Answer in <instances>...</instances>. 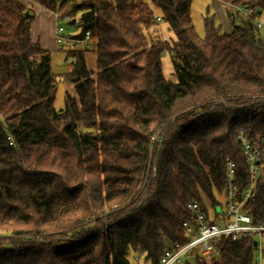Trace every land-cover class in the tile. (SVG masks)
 Masks as SVG:
<instances>
[{
    "label": "trees",
    "instance_id": "obj_1",
    "mask_svg": "<svg viewBox=\"0 0 264 264\" xmlns=\"http://www.w3.org/2000/svg\"><path fill=\"white\" fill-rule=\"evenodd\" d=\"M31 1L53 14L67 3ZM221 1L264 8V0ZM190 4L71 0L81 30L71 37L89 33L95 62L87 67L89 48L65 53L75 98L65 93L59 112L30 10L0 0V264H158L170 244L189 240V201L206 217L216 212L228 162L241 199L249 178L237 132L264 136V37L251 18H228L222 32L210 17L200 38ZM159 25L170 36L150 40ZM258 165L241 209L263 224L264 143ZM212 245L208 264H256L251 236ZM182 264L206 263L192 253Z\"/></svg>",
    "mask_w": 264,
    "mask_h": 264
},
{
    "label": "built area",
    "instance_id": "obj_2",
    "mask_svg": "<svg viewBox=\"0 0 264 264\" xmlns=\"http://www.w3.org/2000/svg\"><path fill=\"white\" fill-rule=\"evenodd\" d=\"M227 6L229 18L234 20L239 17L251 18L255 30L261 31L264 26V8L253 10L248 5H232L224 3ZM56 20L58 19L55 14ZM66 20L71 21L68 17ZM157 20H159L157 18ZM54 43L58 51H63L64 43L71 44L72 50H79L81 45L88 47L89 33L84 34L83 39H74L71 36L64 35V29L56 26L54 29ZM63 77H53V82H63ZM245 131L240 129L237 132V141L240 153L244 158L247 168L249 182L247 187L241 193V199L236 198V186L234 184V162H228L227 173L225 177L224 198L225 206L223 210L213 212L210 217H206L200 210L195 201H189L187 208L190 211L192 224L184 223L185 235L189 240L180 245L179 243L170 244L162 253L158 264H182L184 258H188L192 253H197L203 257L206 264L217 256V250L213 247L212 241L220 237H231L232 239L240 236L259 237L264 239V223L254 224L251 217L241 209L245 200L251 199L256 181L260 175L258 156L261 145L264 143V136H260L256 141H250L245 138ZM259 243V241H257ZM259 248V244L257 246ZM260 245V249H261Z\"/></svg>",
    "mask_w": 264,
    "mask_h": 264
},
{
    "label": "rangeland",
    "instance_id": "obj_3",
    "mask_svg": "<svg viewBox=\"0 0 264 264\" xmlns=\"http://www.w3.org/2000/svg\"><path fill=\"white\" fill-rule=\"evenodd\" d=\"M71 3V0H67L66 6L59 10L57 13L58 19L55 22V27L60 26L64 29V35L66 36H76L80 33V28L78 26V19H79V13L72 14L69 12V5ZM225 2L221 0H191L190 4V19L193 26V29L195 33L198 35V37L203 38L204 37V26H203V20L205 18H212L215 25L220 27L222 32H226L229 30V21L227 19L226 10L227 6L224 5ZM31 12V11H30ZM32 15V12H31ZM71 20H75V24L69 25V20H66L65 16ZM32 24V22H31ZM31 29V26H30ZM258 34L260 37H264V26L261 31H258ZM31 36V34H30ZM170 36V34L166 31L165 25H159L158 28L154 29L152 33H150L147 37L150 40H162L166 39ZM54 37V36H53ZM54 41V39H53ZM38 42V41H37ZM39 43V42H38ZM55 44V43H54ZM88 47L86 48L85 45H81L79 50L83 49H90L85 53L86 58V64L87 67L93 69L94 68V56L91 54L93 46L90 43H87ZM65 47L70 46L69 43H64L62 45ZM41 47V46H40ZM42 48V47H41ZM63 53V54H62ZM66 54L61 50L59 52H53L50 54V60H51V71L53 77H63V82L55 83L56 92L54 96V106L55 108L61 109L64 105V94L67 93L70 96L75 98L73 85H71L66 78V74L70 71L71 65L74 63H69V59L66 60ZM73 59V58H72ZM163 70L166 77H169L170 74V65L167 60V58L164 56L163 58ZM74 60V59H73ZM94 74V73H93ZM94 77V76H93ZM220 206H217L216 212L219 210H222L224 207V197H218ZM255 240L259 241V248H256V251L254 253V258L256 260V264H264V251H262V248L264 247V239L261 240L259 237H254ZM261 245V249H260ZM134 258L133 256L130 257V260L132 261ZM137 264H141V262H138Z\"/></svg>",
    "mask_w": 264,
    "mask_h": 264
},
{
    "label": "crops",
    "instance_id": "obj_4",
    "mask_svg": "<svg viewBox=\"0 0 264 264\" xmlns=\"http://www.w3.org/2000/svg\"><path fill=\"white\" fill-rule=\"evenodd\" d=\"M19 1L24 7L28 8L32 12L31 16H33V20L30 29L31 41H38L42 49L48 51L50 54L53 52H59L53 41L55 29L54 24L56 22L55 14L41 8L37 4L33 3L31 0ZM226 15L228 19L229 16L227 10ZM69 50L70 46L63 48L64 54Z\"/></svg>",
    "mask_w": 264,
    "mask_h": 264
},
{
    "label": "water",
    "instance_id": "obj_5",
    "mask_svg": "<svg viewBox=\"0 0 264 264\" xmlns=\"http://www.w3.org/2000/svg\"><path fill=\"white\" fill-rule=\"evenodd\" d=\"M78 1V0H77ZM24 16L26 17V18H31L32 16L28 13V12H25L24 13ZM75 23V20L73 19V20H71V21H69L68 22V24L69 25H72V24H74ZM74 60L72 59V58H70L69 59V63H72ZM61 111V109H59V112ZM256 244V242H254V245Z\"/></svg>",
    "mask_w": 264,
    "mask_h": 264
}]
</instances>
